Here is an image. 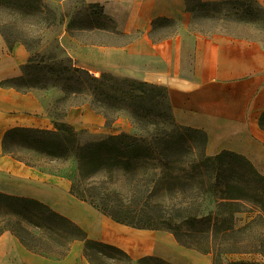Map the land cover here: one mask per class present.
I'll use <instances>...</instances> for the list:
<instances>
[{
    "label": "trees",
    "instance_id": "16d2710c",
    "mask_svg": "<svg viewBox=\"0 0 264 264\" xmlns=\"http://www.w3.org/2000/svg\"><path fill=\"white\" fill-rule=\"evenodd\" d=\"M185 3L192 14L208 5L202 0ZM36 5L37 0H0V8L10 14L40 11ZM167 25L174 21L156 19L152 32ZM6 27L0 22V34L10 50L16 40H8ZM90 81L94 84L90 109L101 114L107 126L124 112L138 133L81 141L83 131L54 120L52 130H7L3 152L32 166L17 155L18 149L9 147L18 138L27 149L50 160L64 163L72 158L70 193L113 221L168 232L180 246L210 255L211 264H264L251 258L264 255V176L241 155L227 151L207 155L205 133L174 121L164 87L127 81L120 88L110 80ZM18 85H27L22 76L0 82L1 87L16 90ZM259 127L264 131V112ZM119 174L126 180L124 193L115 184ZM4 232L13 234L26 249L54 259L64 258L79 241L90 264H172L153 256L133 260L117 247L88 238L48 206L0 193V235Z\"/></svg>",
    "mask_w": 264,
    "mask_h": 264
},
{
    "label": "crops",
    "instance_id": "0c3cea01",
    "mask_svg": "<svg viewBox=\"0 0 264 264\" xmlns=\"http://www.w3.org/2000/svg\"><path fill=\"white\" fill-rule=\"evenodd\" d=\"M242 0H202L206 3ZM260 18L218 21L212 29L198 28L185 0H95L112 17L118 30L133 36L120 45L104 47L99 70L164 87L174 121L200 130L205 153L227 151L246 158L264 176V0H255ZM174 21L176 29L152 36L154 20ZM249 24V25H248ZM217 26V27H216ZM11 50V49H10ZM29 53L22 45L8 52L0 38V82L20 76ZM58 100L54 92H20L0 86V193L34 199L80 227L92 240L117 247L131 259L159 257L183 264L184 256L210 264L211 257L180 246L165 231L135 229L119 224L70 193L71 182L5 154L4 133L11 128L52 130L49 111ZM64 120L76 129L102 131L105 118L90 108L71 107ZM122 241H125L123 243ZM131 247L143 251L133 254ZM74 242L62 259L26 249L10 232L0 235V264H90Z\"/></svg>",
    "mask_w": 264,
    "mask_h": 264
},
{
    "label": "rangeland",
    "instance_id": "374dc122",
    "mask_svg": "<svg viewBox=\"0 0 264 264\" xmlns=\"http://www.w3.org/2000/svg\"><path fill=\"white\" fill-rule=\"evenodd\" d=\"M255 3V0H242V4H235L233 1L208 3L203 8H196L192 16L193 21L198 28H202L205 22L208 29H212L220 20L249 22L251 19L260 18ZM37 6L40 7V11L26 15L16 12L10 14L9 10L0 8V22L7 26L4 32L9 41L16 42L9 50L1 34L0 38L8 52L12 53L13 48L19 44L30 54L28 60L31 58V62L26 61L20 67V76L27 85H18L19 91L58 94V101L50 110V115L55 121L70 125L64 120V114L68 109L75 106L90 108L94 86L90 80H110L120 88L125 87L127 81H136L108 73L105 69L99 70L104 59V47L120 45L133 37L120 33L116 21L104 12V7L100 3H95V0H37ZM175 29L176 25L159 26L152 32V36L164 37ZM25 65L27 68L24 69ZM79 71L86 72L87 76L84 73L78 74ZM101 128L102 131L97 133L84 127L74 129L85 133L81 136V141L120 133H138L124 112L120 113L109 126L105 121ZM9 147L16 151L18 149L17 155L25 157L32 166L44 171L68 179L75 172L72 158L64 163L50 160L27 149L18 138L9 142ZM115 184L124 193L126 180L122 174L116 177ZM251 258L263 261L264 255L255 254ZM181 263L203 264L200 258L190 256H184Z\"/></svg>",
    "mask_w": 264,
    "mask_h": 264
},
{
    "label": "bare ground",
    "instance_id": "6f19581e",
    "mask_svg": "<svg viewBox=\"0 0 264 264\" xmlns=\"http://www.w3.org/2000/svg\"><path fill=\"white\" fill-rule=\"evenodd\" d=\"M123 243H125V241H122ZM131 251L133 254H137L140 253L141 251H143V248L141 247H131Z\"/></svg>",
    "mask_w": 264,
    "mask_h": 264
}]
</instances>
